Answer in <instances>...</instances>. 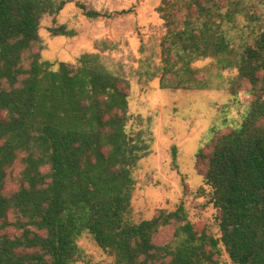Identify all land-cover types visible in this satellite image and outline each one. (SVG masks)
I'll return each instance as SVG.
<instances>
[{
  "label": "trees",
  "instance_id": "trees-1",
  "mask_svg": "<svg viewBox=\"0 0 264 264\" xmlns=\"http://www.w3.org/2000/svg\"><path fill=\"white\" fill-rule=\"evenodd\" d=\"M64 5L0 0V264H76L85 259L84 233L115 264H220L223 248L235 264H264V10L244 0L159 6L161 87L210 88L209 68L194 62L216 57L218 67L237 69L231 93L252 97L242 124L199 153L206 165L199 190L217 209L216 236L184 203L134 219L141 153L127 131V80L101 71L90 54L52 69L36 48L43 17ZM243 13L258 28L237 45L230 32ZM17 165V187L8 189Z\"/></svg>",
  "mask_w": 264,
  "mask_h": 264
},
{
  "label": "rangeland",
  "instance_id": "rangeland-1",
  "mask_svg": "<svg viewBox=\"0 0 264 264\" xmlns=\"http://www.w3.org/2000/svg\"><path fill=\"white\" fill-rule=\"evenodd\" d=\"M56 1H65L63 9L45 15L41 22L42 42L36 48L43 59L53 62L56 70L60 62L75 67L84 54H90L101 71L121 76L129 84L127 131L141 153L133 168L134 219H151L160 208L174 210L184 203L198 226L220 236L217 209L199 190L206 170L199 153L208 151L220 134L239 127L248 113L251 95L245 90L237 95L230 91V78L237 69L218 67L216 57L200 59L194 66L209 68L210 88H163L162 0ZM244 5L264 10V0H244ZM90 10L102 15L89 17ZM236 24L230 34L237 45L251 39L258 28L254 23V29L249 27L246 13L238 16ZM19 170V165L11 170L8 189L17 187ZM78 244L85 259L76 264H115L89 233ZM220 264H235L224 248Z\"/></svg>",
  "mask_w": 264,
  "mask_h": 264
}]
</instances>
